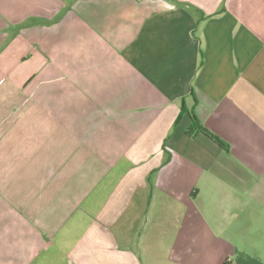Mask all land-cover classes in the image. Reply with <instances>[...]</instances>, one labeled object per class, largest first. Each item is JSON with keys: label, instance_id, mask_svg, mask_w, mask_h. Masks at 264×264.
Returning <instances> with one entry per match:
<instances>
[{"label": "crops", "instance_id": "1", "mask_svg": "<svg viewBox=\"0 0 264 264\" xmlns=\"http://www.w3.org/2000/svg\"><path fill=\"white\" fill-rule=\"evenodd\" d=\"M0 264H264V0H0Z\"/></svg>", "mask_w": 264, "mask_h": 264}, {"label": "trees", "instance_id": "2", "mask_svg": "<svg viewBox=\"0 0 264 264\" xmlns=\"http://www.w3.org/2000/svg\"><path fill=\"white\" fill-rule=\"evenodd\" d=\"M184 111V109L182 110ZM190 117H191V124L189 125L188 129H187V134L189 136H195L196 133L198 132H202L205 135H207L209 138H211L212 140H214L216 143H218L219 145L223 146L225 149H227L226 145H224L221 141H219L218 138H216L215 136L211 135L210 133H208L196 120V118L194 117V115H192L190 113ZM167 158H165L163 163L167 162Z\"/></svg>", "mask_w": 264, "mask_h": 264}]
</instances>
